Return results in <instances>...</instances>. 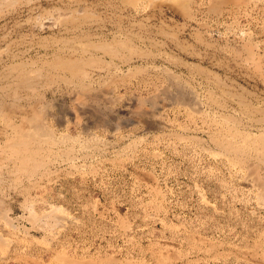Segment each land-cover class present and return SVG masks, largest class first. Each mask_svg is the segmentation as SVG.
<instances>
[{
  "label": "rangeland",
  "instance_id": "1",
  "mask_svg": "<svg viewBox=\"0 0 264 264\" xmlns=\"http://www.w3.org/2000/svg\"><path fill=\"white\" fill-rule=\"evenodd\" d=\"M16 65L42 77L8 95ZM26 112L50 138L0 154V264H264V0H0V147Z\"/></svg>",
  "mask_w": 264,
  "mask_h": 264
},
{
  "label": "bare ground",
  "instance_id": "2",
  "mask_svg": "<svg viewBox=\"0 0 264 264\" xmlns=\"http://www.w3.org/2000/svg\"><path fill=\"white\" fill-rule=\"evenodd\" d=\"M87 18H88L87 13L80 14L77 11H70L69 15L65 16V18L63 20L61 18V20L59 21V25L62 28V27H66V25L69 22L71 24H75L76 22L81 21V20H85ZM84 25H85V23H84ZM93 46H94V48L97 47V48L101 49L102 52H105L109 55H115V54L121 55L120 48L122 46L124 47L125 45L123 42H118L115 44H108V43H100L99 42V43H94L92 45V47ZM98 59H96V58H85L84 59V58H82V55H79V54L76 55V54L72 53V54H65V55H62L61 57L55 58L52 65L54 67H57V69H59L61 71H66L69 74L70 79H77L78 81H81L82 79H84L86 77V75L90 71H93L94 68L97 69L96 67H99V68L102 67V66H100V62H99L100 60H98ZM16 66H12V67H10V69L7 70V72H6V78L8 79L7 83H6L7 85L5 87L2 86L3 91L6 88V90H7L6 92H8V95H10V93L12 92V89H15L19 86L26 89V90L32 91L33 90L32 88L34 86L35 81L38 78L42 77V74L39 70L25 71L23 69H20L18 66L17 67ZM182 88H183V86H182ZM99 92H102V93H99ZM97 93H99V96H105V89L104 90L100 89ZM181 93H182V91L180 92V94ZM80 94H84V92L82 91V93H80ZM12 97H13V99H16V97L14 95H12ZM192 103H193V101H192ZM16 106H18V105H15L13 102L12 105H10L8 108H5V109L7 112H12L13 110L17 109ZM22 110L23 109L20 108L18 110V112H24ZM133 112L131 111L130 113H133ZM138 113H140V112L138 111L137 114ZM136 117L138 118L139 116L137 115ZM38 120H37V117L35 115H33L32 113L26 112V114L21 116L20 124L18 126L15 123H11L12 129H13L11 138L7 139V143L5 144L4 147H0V152H1L0 154L5 155V157L8 158L9 160L17 161V163H18V165L16 164L17 169L22 173H26V174L32 173L36 170L37 167L42 165V160L38 159L33 154L32 150L35 148L39 149L38 142H40V140L41 141L46 140L50 137L48 136L46 131L42 130V127H41L40 123L38 122ZM250 142H251V140H250ZM221 145H224L226 147L225 149L234 152L233 154H235V155L238 154L240 151L239 147H236V146L233 147L229 143H226V142L222 143ZM30 148H33V149L30 150ZM255 148H256L258 155L264 154V137L260 138V140H259V142ZM261 161L264 162V159ZM1 162H2V160L0 158V174H1V171L3 170ZM255 169L256 168L254 167L253 171H255ZM0 180H1V177H0ZM59 217L61 218V216H59ZM59 217L57 216L56 218L58 219ZM56 218L54 217V221L57 220Z\"/></svg>",
  "mask_w": 264,
  "mask_h": 264
},
{
  "label": "crops",
  "instance_id": "3",
  "mask_svg": "<svg viewBox=\"0 0 264 264\" xmlns=\"http://www.w3.org/2000/svg\"><path fill=\"white\" fill-rule=\"evenodd\" d=\"M52 258H55V261H54V263H52V264H56V262H57V264H59L58 256H57V255H54ZM119 262H121V261L119 260ZM50 263H51V262H50Z\"/></svg>",
  "mask_w": 264,
  "mask_h": 264
}]
</instances>
